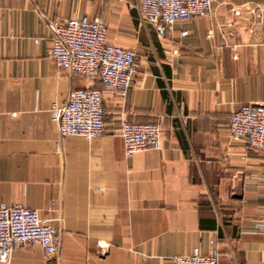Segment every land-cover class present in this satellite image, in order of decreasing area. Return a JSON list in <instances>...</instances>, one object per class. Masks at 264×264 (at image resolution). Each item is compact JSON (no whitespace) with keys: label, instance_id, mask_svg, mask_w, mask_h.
I'll return each instance as SVG.
<instances>
[{"label":"crops","instance_id":"obj_1","mask_svg":"<svg viewBox=\"0 0 264 264\" xmlns=\"http://www.w3.org/2000/svg\"><path fill=\"white\" fill-rule=\"evenodd\" d=\"M139 0H0V202L38 209L58 252L38 244L0 264H175L198 246L220 264H264V155L231 138L242 103L264 104V0H214L168 26ZM99 16L138 54L124 101L103 94L104 131L61 136L72 88L100 86L49 55L55 23ZM36 39V40H35ZM158 123V149L124 153L121 120Z\"/></svg>","mask_w":264,"mask_h":264},{"label":"built area","instance_id":"obj_2","mask_svg":"<svg viewBox=\"0 0 264 264\" xmlns=\"http://www.w3.org/2000/svg\"><path fill=\"white\" fill-rule=\"evenodd\" d=\"M214 0H139L137 9L143 21L172 25L191 16L211 12ZM106 22L99 16L70 17L53 26L49 55L56 65L72 75L97 79L100 86L72 88L66 102L55 106L52 118L61 136L93 138L103 133V94L124 101L132 85L138 54L129 47L107 39ZM36 40V39H35ZM229 133L244 140L264 155V104L242 103L231 113ZM119 134L126 156L145 149H158L161 129L158 123L121 120ZM60 233L42 218L38 209L0 202V261L7 263L13 250L38 244L45 254L54 255L60 246ZM175 264H220L219 253L211 248L203 253L196 246L190 254L173 258Z\"/></svg>","mask_w":264,"mask_h":264}]
</instances>
